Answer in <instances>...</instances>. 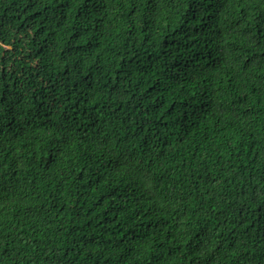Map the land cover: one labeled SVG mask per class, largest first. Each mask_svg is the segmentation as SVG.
Instances as JSON below:
<instances>
[{"label":"trees","instance_id":"1","mask_svg":"<svg viewBox=\"0 0 264 264\" xmlns=\"http://www.w3.org/2000/svg\"><path fill=\"white\" fill-rule=\"evenodd\" d=\"M0 264H264V0H0Z\"/></svg>","mask_w":264,"mask_h":264},{"label":"rangeland","instance_id":"2","mask_svg":"<svg viewBox=\"0 0 264 264\" xmlns=\"http://www.w3.org/2000/svg\"><path fill=\"white\" fill-rule=\"evenodd\" d=\"M12 36V35H11ZM9 36L5 42V47L7 48V50H12L13 52H18V58H19V63L22 65L24 64L25 66H28L30 68H34L36 62L35 61H31V59L29 58L30 54H31V50H26L23 53L21 51H17L16 48L14 47L13 43L15 41L14 37Z\"/></svg>","mask_w":264,"mask_h":264}]
</instances>
